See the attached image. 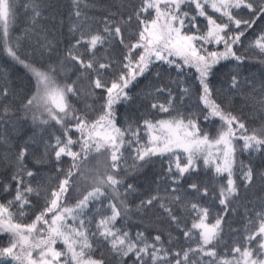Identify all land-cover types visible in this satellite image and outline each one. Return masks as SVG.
I'll list each match as a JSON object with an SVG mask.
<instances>
[{
    "label": "snow or ice",
    "instance_id": "obj_1",
    "mask_svg": "<svg viewBox=\"0 0 264 264\" xmlns=\"http://www.w3.org/2000/svg\"><path fill=\"white\" fill-rule=\"evenodd\" d=\"M0 61V264H264V0H0Z\"/></svg>",
    "mask_w": 264,
    "mask_h": 264
},
{
    "label": "trees",
    "instance_id": "obj_2",
    "mask_svg": "<svg viewBox=\"0 0 264 264\" xmlns=\"http://www.w3.org/2000/svg\"><path fill=\"white\" fill-rule=\"evenodd\" d=\"M57 2L63 3L64 0H52V3H57ZM121 2H122V0H95V3L101 7L108 6L111 4H119ZM0 64H2V61H0ZM260 70L261 69H260L259 65H254L251 68V73L258 74L260 72ZM94 163H96V162H94ZM148 174L150 175L151 173L149 172ZM140 182H143L142 178H141ZM255 195H256L255 193H249V198L255 199ZM241 211H243V209H241ZM239 223H240V217H238V216L231 217V224L233 227H238Z\"/></svg>",
    "mask_w": 264,
    "mask_h": 264
}]
</instances>
